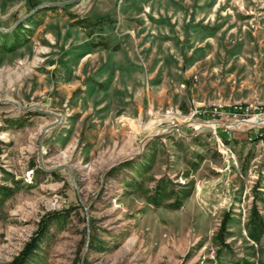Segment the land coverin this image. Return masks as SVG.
<instances>
[{
    "label": "rangeland",
    "instance_id": "obj_1",
    "mask_svg": "<svg viewBox=\"0 0 264 264\" xmlns=\"http://www.w3.org/2000/svg\"><path fill=\"white\" fill-rule=\"evenodd\" d=\"M0 101L59 117L38 159L54 118L0 104V264L44 218L24 264H264V0L37 9L0 33Z\"/></svg>",
    "mask_w": 264,
    "mask_h": 264
},
{
    "label": "water",
    "instance_id": "obj_2",
    "mask_svg": "<svg viewBox=\"0 0 264 264\" xmlns=\"http://www.w3.org/2000/svg\"><path fill=\"white\" fill-rule=\"evenodd\" d=\"M78 0H68V1H64V2H46V3H43L39 6H37L36 8H34L31 12H29L27 15H24L22 17H20L19 19H17L14 24L7 30L5 29H0V33L1 34H6V33H10L19 23H21L22 21H24L29 15H31L32 13H34L37 9H40V8H43V7H65V6H68V5H71L75 2H77ZM0 104H10L12 105L13 107H17V108H20L22 111H25V112H28V111H34L35 113L37 114H40V115H47V116H51L54 118V122L48 124L40 133L39 137H38V146H37V152H38V159H39V153H40V146H39V141H40V138L41 136L44 134V132L48 129V128H51L53 127L54 125H56V123L58 122L59 120V117L56 116V115H53L51 113H48V112H44V111H40L37 109V107L35 105H30V106H26V107H21L19 106L18 104L16 103H13V102H10V101H0ZM39 161V160H38ZM39 165H40V162H38ZM61 168H64L66 171H67V174L69 176V179L71 181V174H70V171L69 169L66 167V166H58V167H55L53 169H49V170H45L43 168H41L43 171L45 172H53L57 169H61ZM82 260H83V255L81 257V263L82 264Z\"/></svg>",
    "mask_w": 264,
    "mask_h": 264
},
{
    "label": "trees",
    "instance_id": "obj_3",
    "mask_svg": "<svg viewBox=\"0 0 264 264\" xmlns=\"http://www.w3.org/2000/svg\"><path fill=\"white\" fill-rule=\"evenodd\" d=\"M46 221L47 220L45 218L40 221L38 230L36 231L35 235L30 239V241L27 244H25L23 250L13 260V262L11 264H24L25 261L28 259V257H30V255L36 249L37 240L39 239L40 234L44 230V225H45ZM253 238H255V240H256L257 237H253Z\"/></svg>",
    "mask_w": 264,
    "mask_h": 264
},
{
    "label": "built area",
    "instance_id": "obj_4",
    "mask_svg": "<svg viewBox=\"0 0 264 264\" xmlns=\"http://www.w3.org/2000/svg\"><path fill=\"white\" fill-rule=\"evenodd\" d=\"M232 116L233 117H245L248 116L251 113H255L254 116H260V108H258L257 106L254 105H243V106H233L232 107ZM264 114V113H263ZM256 136H259L261 145L264 147V131H260L259 133L256 134Z\"/></svg>",
    "mask_w": 264,
    "mask_h": 264
},
{
    "label": "crops",
    "instance_id": "obj_5",
    "mask_svg": "<svg viewBox=\"0 0 264 264\" xmlns=\"http://www.w3.org/2000/svg\"><path fill=\"white\" fill-rule=\"evenodd\" d=\"M45 1H50V2H63V1H66V0H45Z\"/></svg>",
    "mask_w": 264,
    "mask_h": 264
}]
</instances>
